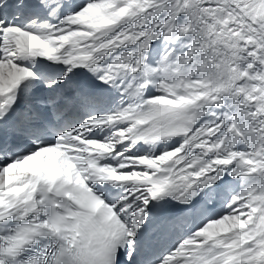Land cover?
I'll return each instance as SVG.
<instances>
[{
  "label": "snow or ice",
  "instance_id": "snow-or-ice-1",
  "mask_svg": "<svg viewBox=\"0 0 264 264\" xmlns=\"http://www.w3.org/2000/svg\"><path fill=\"white\" fill-rule=\"evenodd\" d=\"M0 264H264V0H0Z\"/></svg>",
  "mask_w": 264,
  "mask_h": 264
}]
</instances>
